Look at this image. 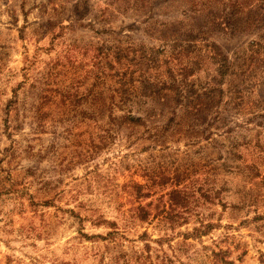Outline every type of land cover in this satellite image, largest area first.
<instances>
[{
  "label": "rangeland",
  "instance_id": "obj_1",
  "mask_svg": "<svg viewBox=\"0 0 264 264\" xmlns=\"http://www.w3.org/2000/svg\"><path fill=\"white\" fill-rule=\"evenodd\" d=\"M0 264H264V0H0Z\"/></svg>",
  "mask_w": 264,
  "mask_h": 264
},
{
  "label": "trees",
  "instance_id": "obj_2",
  "mask_svg": "<svg viewBox=\"0 0 264 264\" xmlns=\"http://www.w3.org/2000/svg\"><path fill=\"white\" fill-rule=\"evenodd\" d=\"M132 189L137 187L138 195H141V190L139 189L138 183L135 185H130ZM137 195V196H138ZM192 204L191 196L189 195L188 190L186 189H179L175 188L170 192V204L169 206L171 208L175 207H182L186 208ZM133 210L135 211V218L139 220L140 222H148L150 221L151 213L148 211V209L142 205L139 204V206H134Z\"/></svg>",
  "mask_w": 264,
  "mask_h": 264
}]
</instances>
